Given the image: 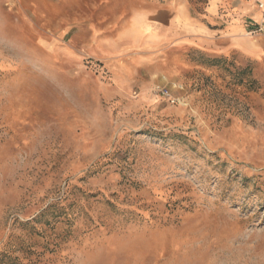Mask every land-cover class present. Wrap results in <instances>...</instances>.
<instances>
[{"label":"rangeland","instance_id":"374dc122","mask_svg":"<svg viewBox=\"0 0 264 264\" xmlns=\"http://www.w3.org/2000/svg\"><path fill=\"white\" fill-rule=\"evenodd\" d=\"M126 4L0 0V264H264L261 18L164 44Z\"/></svg>","mask_w":264,"mask_h":264},{"label":"crops","instance_id":"0c3cea01","mask_svg":"<svg viewBox=\"0 0 264 264\" xmlns=\"http://www.w3.org/2000/svg\"><path fill=\"white\" fill-rule=\"evenodd\" d=\"M140 9L126 8L145 37L164 44H234L249 24L260 21L263 0H135ZM132 8V9H131Z\"/></svg>","mask_w":264,"mask_h":264},{"label":"built area","instance_id":"2783aa9c","mask_svg":"<svg viewBox=\"0 0 264 264\" xmlns=\"http://www.w3.org/2000/svg\"><path fill=\"white\" fill-rule=\"evenodd\" d=\"M257 9L260 12V18H261V24L264 26V3L263 2H257ZM161 95L167 97L171 102L175 101V97L170 94V92L167 89H161L159 90Z\"/></svg>","mask_w":264,"mask_h":264},{"label":"bare ground","instance_id":"6f19581e","mask_svg":"<svg viewBox=\"0 0 264 264\" xmlns=\"http://www.w3.org/2000/svg\"><path fill=\"white\" fill-rule=\"evenodd\" d=\"M264 3V2H263Z\"/></svg>","mask_w":264,"mask_h":264}]
</instances>
